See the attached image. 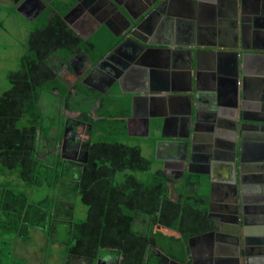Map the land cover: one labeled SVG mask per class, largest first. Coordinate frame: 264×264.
Wrapping results in <instances>:
<instances>
[{
	"label": "trees",
	"instance_id": "1",
	"mask_svg": "<svg viewBox=\"0 0 264 264\" xmlns=\"http://www.w3.org/2000/svg\"><path fill=\"white\" fill-rule=\"evenodd\" d=\"M33 22L17 69L7 76L9 89L0 95V264H24L14 250L34 231L61 248L62 264L112 256L118 264H156L155 250L186 262L188 239L214 226L207 179L169 176L131 141L127 112L107 114L102 96L70 87L48 61L54 53L67 59L79 51L98 61L105 41L94 53L93 43L79 39L54 7ZM53 93L60 110L73 115L70 126L89 127L80 159L59 150L62 117L55 125L43 118L42 103L51 104ZM76 200L86 208L82 218L75 216ZM59 231L61 240L53 236Z\"/></svg>",
	"mask_w": 264,
	"mask_h": 264
},
{
	"label": "crops",
	"instance_id": "2",
	"mask_svg": "<svg viewBox=\"0 0 264 264\" xmlns=\"http://www.w3.org/2000/svg\"><path fill=\"white\" fill-rule=\"evenodd\" d=\"M168 4L166 3L159 11L154 10L146 17L144 29L151 31L149 40H154L151 41V45L146 44V51L151 50V58L146 59L149 66L122 67L118 63L125 62V55L131 56L134 51L139 57L145 51L136 50L133 44L127 42L113 52L123 40L122 25L117 20L118 14L112 12L106 17L96 19L89 11H84L82 8L75 10L74 7L68 10L69 7L66 8L58 2L52 3L51 7L62 15L63 20L66 16L64 21L79 39L83 40L82 37L85 35L88 42L105 41V54L111 52V55L105 57L100 63V68L95 67L99 63L98 60L93 61L91 67L84 69L82 57L72 60V68L67 62L68 58L58 54L65 65V69L61 72L57 62L52 65L53 55L48 60L59 78L67 85L83 87L95 97L102 96L107 114L117 111L127 112V127L131 141L140 148L144 157L157 162V166L163 170L164 162L177 163L182 157H191L194 154L195 160L193 157L191 160L189 158L191 161L189 163L199 164L201 158L208 154L205 147L210 137L219 141L226 139L224 131L221 130L224 127L219 125L217 119H221L222 113H228L231 108L226 95L231 94L228 80L232 77H229L227 71L229 72L233 56L225 53L219 56L212 52H217L219 49L230 50L238 43V47H241L242 52L246 54L243 64L246 75L240 74L239 84H236L238 114L250 120L248 123L255 125L256 119H261L258 123L264 125V19L260 27L253 20L259 10L264 11V0H258V6L252 0H245L243 5L239 0H170ZM120 10L128 19H131V15L140 12V9H134L133 6L128 9L121 7ZM246 17L250 20H246ZM102 19L109 23L110 29L104 25L94 27ZM190 51L194 62L192 71L188 66ZM59 61L61 63V60ZM68 66L71 72L66 71ZM114 66L118 68L119 73H114ZM218 68L224 71L220 77L216 72ZM76 70L80 71L78 78L69 82L66 79L68 73L74 75ZM110 77L115 78L114 81H109ZM244 93L245 98H243ZM258 93L263 98L260 104L257 100ZM133 95L136 100L134 105L131 101ZM218 99L219 104H217ZM126 101L128 103L125 104ZM188 103L193 112L189 135L179 120L171 119L166 122V117L182 115L181 111L188 106ZM95 108H99V100L95 102ZM95 110L91 114L94 119H96ZM211 116L214 117V121H211ZM209 126L214 128L211 129ZM249 131L253 134L264 133L263 129L256 128ZM247 137L251 136L247 135ZM181 140L184 142H179ZM215 147H219L221 151L225 149L222 145ZM224 170V167L220 169L223 176L219 178L222 180ZM168 171L165 172L171 176L172 173ZM186 174L195 173H189L186 169L183 176ZM201 175L205 176L210 188L208 175ZM83 260L97 264L90 259ZM79 261L80 259L75 263L79 264Z\"/></svg>",
	"mask_w": 264,
	"mask_h": 264
},
{
	"label": "water",
	"instance_id": "3",
	"mask_svg": "<svg viewBox=\"0 0 264 264\" xmlns=\"http://www.w3.org/2000/svg\"><path fill=\"white\" fill-rule=\"evenodd\" d=\"M75 1H76V7H78L81 4V1L80 0H75ZM165 1L166 0H153L152 3L149 2V3L143 4L142 2H144V1L140 0L138 2V6L140 5L139 7L141 8V10L139 13H136L135 15H131V19H128L121 12V10H120L121 7L125 8V9H128V7L125 5V3L124 4L120 3L118 0H106V2H107L106 5H99L98 0H92L91 4L86 3V5H84L83 7H85L86 8L85 10L89 11L96 19H101V17L102 18L106 17V15L108 13H112V12L115 14H118L119 19H117V20L122 22L121 27L123 29L122 30L123 31L122 32L123 40L117 46V48H115V50H113V52L117 51V49H119V46H124L127 42L133 44L134 47H136V50L137 49L140 51L144 50L146 52V53L144 52L143 55L140 54L141 56L138 57L136 55V52L133 51L131 53V56L130 55L124 56V58H126V59H124L125 62L122 63L121 61H119L118 65L122 66V67L130 66V65L132 67H139V65L146 67V66H149L146 59L149 60L148 58L151 55V50L148 49L146 51V49H147L146 44L151 45V41H154L153 39L149 40L151 37V31H147L144 29V25L147 22L146 17H147V15L152 13L154 10H156V11L161 10L162 7H164L166 4ZM252 1L257 2V6H258V0H252ZM239 2H240V4H243L245 2V0H239ZM43 6H44V8L46 7L45 4ZM134 9H137V5H136V7L134 6ZM260 11H261V13H264V11H262V10H259V13H260ZM16 12H19L18 8H16ZM256 14L258 15V12ZM65 19H66V16L64 17V20ZM104 19H102L101 21L98 22V26L104 25L110 29V27L108 25L109 23L106 22ZM262 20L263 19H261L260 17L257 16V18L254 19V23L260 25ZM197 24H198V22H197ZM74 30L77 31L75 28H74ZM111 32L113 33L112 29H111ZM113 34H114V36H116L115 33H113ZM100 42H103V41H100ZM100 42H98V43H100ZM98 43H93V45H92V49H93L94 53L97 51V49H95V47H96V44H98ZM212 53H215L219 56H221V54H223V53L233 56L232 57L233 61H232V64L230 66L229 72L227 71L229 77H232V78H229V80H228L231 94H229V95L227 94L226 98L228 97L229 107H231V108L235 107V108L234 109L230 108L228 113H226V114L222 113L223 116L221 115V119H217L219 125L224 127L221 130L224 131V136L226 139L223 141H219L217 138L210 137L207 140L208 144L206 145L205 148L211 153V155L203 156L201 158L202 160L200 161L201 163H199V164L189 163V162H191V161H189V158L191 160L193 157V159L195 160V158H196L195 154L192 155L191 157L185 156V157H182L181 159L178 160L177 164H179V166L181 168L178 180L183 178V175H184V172L186 171V169L189 173H195V174L199 173V174L208 175L209 182H210L209 213L212 211V207H213V204L215 202L213 198H214V195L216 194V191L219 190L221 192V194H225V189H226L227 193L230 195L229 196L230 202L232 203L233 206H235L237 208V218L240 217L239 213H242V222L245 224L246 215L249 213L248 206L250 207V205H248V203L245 202V199H244V194H245L244 190H245V188L248 187L244 183L248 179L247 177H249V174H247V172H245V171H247V169H250V167H251V169H253V172L260 171V172H258V176H256L257 180L264 178V161L263 162L261 161V163L260 162L256 163L253 160H247L248 161L247 164L242 163V166L240 165V169H239L240 174H241V178L239 179L237 176V169H236L237 167H236V162H235L236 161V159H235V157H236L235 156V148H236V144H237V140H238V133L240 135V138L242 139V140H240L241 142H240V150H239L240 160L242 162V160L244 161V160L248 159L245 156L246 155L245 154L246 153V149H245L246 145L245 144H247V143L244 139H245L246 129H248L251 126V124L247 123L250 120H248L245 116H243V115L240 116L238 114V96H237L238 88H237V85L239 84V81H240V74L242 76L246 75L245 74V66L243 65L244 61H245L246 54L244 52H242L241 47H238V43H237V45H235L230 50L219 49V50H217V52H212ZM109 55H111V52L108 54H104L102 57H100L99 63L96 64L95 67L100 68V63L105 59L106 56L110 57ZM78 57L83 58L82 60L84 62V64H83L84 69L85 68L87 69L88 67L92 66L93 61L91 60L90 56L85 51H79L78 53L73 54L72 56H69L68 61H67L69 66H72V60L76 59ZM196 60L198 62V56H197ZM121 63H122V65H120ZM188 63H189L188 64L189 70L192 71L194 62H193V56H192L191 51L189 53V62ZM69 66L67 67V70L69 72H71L70 71L71 68ZM150 67H151V65H150ZM72 68H73V66H72ZM94 69H96V68H94ZM113 70L115 71L114 73H119L118 68L116 66H114ZM216 72H217V75L220 77V75H222L224 71L222 69L218 68V70ZM116 78H118V77H116ZM109 79H110L109 81H114L115 78L110 77ZM121 79L122 78H120V81H121ZM242 81H243V83L245 82L243 77H242ZM230 83H231V85H230ZM244 88H245V85H244ZM196 97H197V95L195 94V98ZM243 98H245V93L243 94ZM131 101H132V104L134 105V103L136 101L134 98V95L131 96ZM217 104H219V99L217 101ZM191 109H192L191 105H190V103H188V106L183 111H181L182 115H178V117H175V116L174 117H166V122L171 120V119L179 120L182 123V125L184 126V128L188 131V135H189V132H190L191 127H192V122H193L192 121L193 120L192 119L193 112ZM213 115H215V114H213ZM218 117L219 116L217 115V118ZM195 119H197V117ZM212 120L213 121L215 120L213 116H211V121ZM256 121H261V119H256ZM209 127L212 129L213 126H209ZM252 128L264 130V128L262 126H258V127L254 126ZM194 129H196L195 126H194ZM260 135H261V137L264 138V133H261ZM179 142H184V141L181 140ZM249 142L251 143L250 145H252L254 143V141L253 142L249 141ZM221 145L223 147L226 146L227 148H225L224 151H221V149H218L219 147H215V146H221ZM262 146H263V150H264V142H262ZM263 159H264V156H263ZM187 161H188V163H187ZM163 167H164V170L166 171L167 170V162H164ZM222 167L225 168L224 178H226V179L223 178L224 183H220V181H218V180H221L219 177L223 176V175H221V172H220V169ZM239 181H240V186H241L240 188L238 187ZM260 183H261V181H260ZM258 188H255V191L258 190ZM239 193L242 194V197H243L242 200L239 199ZM257 193H258V191H257ZM260 193L262 195L258 194V196H257V198H259L258 200L264 199V191L261 190ZM217 203H221V202H217ZM223 204H226L228 207H232V206L228 205L229 202L228 203L223 202ZM253 207H255L256 209L257 208L262 209V210L258 211V212H262V211H264V202L262 204L257 203L255 205H253ZM217 225L218 224L216 222H214V230L197 236L196 240H202L203 238H209L211 241L212 238L214 237L213 235L215 233L214 231H216V229H217ZM261 225L264 226V223ZM219 227L221 228L222 225L220 224ZM235 228H236L237 238L239 240V238H240V230L239 229L240 228H239V226H235ZM221 230H223V227L221 228ZM258 230H259V232L264 233V227H260ZM249 231H251L249 226L248 227L244 226L245 237H247L249 235ZM192 239H194V238H192ZM191 240L188 241V245H190V249L192 252V250H193L192 245L193 244L191 243ZM245 244L246 243L244 242V245ZM260 251L263 252L264 248L263 249L260 248ZM246 253H247V251H246ZM225 260L226 259H224V261ZM216 261H217V259H216ZM172 262H174L176 264L175 260H172ZM248 263H249V259H248Z\"/></svg>",
	"mask_w": 264,
	"mask_h": 264
},
{
	"label": "flooded vegetation",
	"instance_id": "4",
	"mask_svg": "<svg viewBox=\"0 0 264 264\" xmlns=\"http://www.w3.org/2000/svg\"><path fill=\"white\" fill-rule=\"evenodd\" d=\"M6 1V3L8 2L9 4L12 5L13 9L16 10V8L19 9V14L22 15L26 20L28 21H33L34 19H36L41 12H43L47 7H51V4H56V2L64 5L66 8L69 7L68 10H71L72 8L76 7V1L75 0H3ZM81 4L76 7L75 10H79V9H83L85 10L86 8L83 7L84 5L87 4H91L92 0H80ZM120 3H125V5L127 7H136L141 10V8L138 6V2L140 0H118ZM153 0H148V3H152ZM46 5V7L44 8V4ZM99 5H106L107 2L106 0H98ZM167 4L170 2L169 1H165ZM257 5V2H255ZM169 5V4H168ZM243 5V4H242ZM54 6V5H52ZM123 8V7H122ZM39 14V15H38ZM260 13L258 12V15ZM38 15V16H37ZM37 16V17H36ZM36 17V18H35ZM257 17H254V19H256ZM246 20H250L249 17L245 18ZM244 20V18H243ZM122 24V22H121ZM98 24H96L94 27H97ZM260 27V25H258ZM84 35V34H82ZM83 40L88 42V38L84 35V37H82ZM59 64H57V66H60V72L63 71L65 69V65H64V61H61V63L58 61ZM80 70V68H79ZM79 70H76V74H74L76 77H74V75H71L70 73L68 78L66 77V79L71 82L72 80L74 81L75 78H78V73L80 72ZM67 71V69H66ZM263 98L259 96V93L257 94V100L259 101L258 104H260L261 100ZM240 115V114H239ZM260 121H257V123H255V125L253 123H249L251 124V126H262L260 125V123H258ZM248 123V122H247ZM249 127L247 131V134L245 132V141L247 144H245V149H246V160H240V140H242L240 138V135L238 133V140H237V144H236V148H235V159H236V169H237V176L240 179L241 178V174H240V165L242 166V163L247 164L248 161L247 160H253L256 163H261V161L263 162V156H264V150H263V146H262V142H264V138L261 137L260 133L258 134H253V132L250 133L249 130H253L254 128ZM264 128V125L262 126ZM248 132L250 134H248ZM262 133V132H261ZM247 135L251 136V137H247ZM236 137V136H235ZM253 142L254 143L252 145H250L251 143L249 142ZM225 148H227L225 146ZM76 158L73 159H80L78 158V156L81 154H83L82 149H77L76 150ZM207 155H211V154H207ZM72 159V158H70ZM164 168V167H163ZM180 166L177 163H172V162H167V171L169 170V173H172V177L178 179L179 178V174H180ZM247 174H249V177H247L248 179L246 180V182L244 184H246L248 187L245 188L244 190V199L245 202L248 203V205H250L249 208V213L246 215V219H245V224L242 222V213L240 214V217L237 218V208L235 206L232 205V203L230 202L229 199V194L227 193V190L225 189V194H221V192L219 190L216 191V194L214 195V204L212 207V211L210 213H208V218L210 220H213L214 222H216L219 226L220 224L223 227V230H221V228L217 225V229L216 231H214V237L212 238V240L210 241L209 238H203L202 240H196V237L199 235H196L194 237H191L188 239V241L191 240L192 245V252L190 249V245H188L189 247V259H186V262H189L190 264H264V251L261 252L260 248H264V233L259 232V228L260 227H264L263 224L264 223V211L262 212H258L259 210L262 209H256L255 207H253V205L260 203L262 204L264 202V199L262 200H258L259 198H257L258 194L262 195L260 192L261 190L264 191V178L257 180L258 176V172H253V169H247ZM248 176V175H247ZM261 181V183H260ZM238 187L240 188V181L238 183ZM259 185V186H258ZM255 186V187H254ZM259 187V188H258ZM255 188H258V190L255 191ZM258 191V193H257ZM224 192V191H223ZM262 197V196H261ZM239 199L242 200V194L239 193ZM261 199V198H260ZM239 200V201H240ZM217 202H221V203H217ZM223 202L228 203V205L232 206V207H228L226 204H223ZM256 209V210H255ZM235 226H239V230H240V238L238 240L237 238V234H236V228ZM244 226H249L250 230L249 231V235L247 237H245L244 235ZM214 230V226L213 229L211 231ZM210 232V231H209ZM207 233V232H206ZM244 242L246 243L244 245ZM247 248V249H246ZM247 251V253H246ZM156 252L161 255L157 256V262L156 264H175L174 262H172V260L175 259H171L169 258L167 255H165L162 252H159L158 250H156ZM217 259V261H216ZM224 259H226L224 261ZM248 259H249V263H248ZM105 259L101 260L98 259L97 264H103L105 261ZM176 264H187L186 262H181L178 260H175ZM219 261V262H218ZM118 264V263H117Z\"/></svg>",
	"mask_w": 264,
	"mask_h": 264
},
{
	"label": "rangeland",
	"instance_id": "5",
	"mask_svg": "<svg viewBox=\"0 0 264 264\" xmlns=\"http://www.w3.org/2000/svg\"><path fill=\"white\" fill-rule=\"evenodd\" d=\"M35 23L33 21L26 20L22 15L13 9L12 5L0 0V95L9 89V83L7 76L10 72L17 69L19 58L23 54L22 43L26 40L27 35L31 27ZM106 46V45H105ZM52 65L59 60L62 61V57L58 54H53ZM60 62V61H59ZM59 64V63H58ZM59 70V69H58ZM52 94V93H51ZM53 93L51 96L52 103H42L44 105L43 118L46 121H53V125L57 122L60 116L64 124L62 125L63 133L61 135V142L59 150L64 157L76 158V150L82 149L84 152L89 139V127L82 125L70 126L67 120L73 117L72 114H68L63 109L55 104L59 102V98ZM49 124V123H48ZM59 124V123H58ZM55 132V131H53ZM75 216L82 218L86 213L85 206L79 201H75ZM159 228V227H158ZM159 233L166 234V231L158 229ZM32 240L26 244H19L14 250V253L18 257H22L24 264H62L63 256L60 255L61 248L58 245L54 247L48 244L47 237L42 236L41 231H34L31 233ZM53 236H57V239H62L61 231L56 232ZM45 237V239H44ZM50 246V247H49ZM51 253V254H50ZM155 255L159 256L155 250ZM76 258H71L70 262L77 264ZM79 264H90V261L80 259ZM119 263L118 257H108L103 264H117ZM71 264V263H70Z\"/></svg>",
	"mask_w": 264,
	"mask_h": 264
},
{
	"label": "bare ground",
	"instance_id": "6",
	"mask_svg": "<svg viewBox=\"0 0 264 264\" xmlns=\"http://www.w3.org/2000/svg\"><path fill=\"white\" fill-rule=\"evenodd\" d=\"M142 1H144V2H142L143 4L144 3H148V0H142ZM248 2H250V1H248ZM256 16H258V17H260L261 19H264V13H262V14H259V15H257L256 14ZM206 149V148H205ZM207 150V149H206ZM208 151V150H207ZM208 153L210 154V152L208 151ZM224 179H226V178H224ZM224 179L222 180H220V183H224L223 181H224Z\"/></svg>",
	"mask_w": 264,
	"mask_h": 264
}]
</instances>
